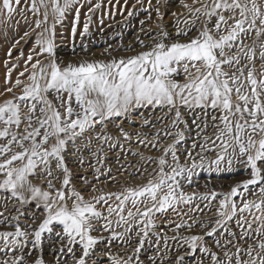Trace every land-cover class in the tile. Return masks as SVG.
<instances>
[{"label": "snow or ice", "instance_id": "snow-or-ice-1", "mask_svg": "<svg viewBox=\"0 0 264 264\" xmlns=\"http://www.w3.org/2000/svg\"><path fill=\"white\" fill-rule=\"evenodd\" d=\"M137 3L143 5V0ZM81 7V0H0V25L17 16L27 22L31 13L36 17L31 31L39 29L29 54L24 57L21 51L16 57H24L25 64L14 82L12 71L19 64L9 67L5 61V87L0 90V97H6L0 100V264H97L101 254L110 264H143L140 252L146 242L154 244L157 253L168 249L166 234L152 231L157 213L203 212L199 203L180 212L179 206L191 204L195 197L185 194L181 180L190 182L196 169L220 171L222 165L225 170L241 165L249 178L227 193L202 194L199 199L207 201L209 211L217 201L218 218L213 222L191 217L203 234L171 239L183 241L193 255L199 251L206 259L198 264H264V0L184 2L188 16L171 13L174 34L157 25V33L146 32L150 43L138 38L145 50L119 58L108 53L107 60L66 62L57 51V25L75 8V39ZM156 12L163 20L159 7ZM90 19L83 23L81 36L89 32ZM193 30L195 35L189 36ZM29 37L26 31L20 40ZM59 38L63 40V32ZM140 109L165 112L159 120L171 119V127L158 129L155 141L163 134L173 142L159 157L133 153L156 165L146 183L104 192L81 177L98 193L86 198L73 182L69 160L83 167L87 152L102 165L103 145L114 147L108 124ZM181 109L195 113L192 149L199 148L186 151L184 163L177 146L193 128ZM116 127L124 140H131L123 127ZM141 127L156 124L145 117ZM136 135L138 143L159 148L147 133ZM210 152L215 154L212 159L206 155ZM102 174L95 167L97 180ZM111 179L116 181L115 176ZM230 221L238 231L227 226ZM168 223L175 224L173 231L193 227ZM218 234L223 239H216ZM132 235L137 237L133 254L113 255L112 241L129 237L126 242L131 243ZM206 237L214 238L211 245ZM184 260L179 255L168 258L167 264ZM148 261L157 264V256H148ZM159 264L166 262L160 259Z\"/></svg>", "mask_w": 264, "mask_h": 264}, {"label": "rangeland", "instance_id": "rangeland-1", "mask_svg": "<svg viewBox=\"0 0 264 264\" xmlns=\"http://www.w3.org/2000/svg\"><path fill=\"white\" fill-rule=\"evenodd\" d=\"M184 2L191 3L192 0H160L159 3L158 0H151V5L148 4L147 0H143V5L137 3V0H81L83 7H81L79 10L80 21L77 24V34L75 39H73L71 34L75 16V8L71 9L67 14L63 25H57V42L60 44V47L57 50L58 54L66 62H75L82 59L107 60L111 58L108 53H110L111 56L117 58L120 56H133L138 52L145 50L138 43V38L144 40L145 43H150L146 36V32L149 29H151L153 34H155L159 31L157 25H161L165 27L167 31L174 34L173 22L175 18L171 15V13H183L185 17L188 16L187 9L183 7ZM97 4L100 5L99 8L96 7ZM158 7L160 13L163 14V20H161L157 15L156 9ZM89 8L92 9L91 12L88 11ZM129 12H132L133 15L130 16ZM88 17L91 18L89 22V32L84 36H81L80 33L82 32L83 23L88 20ZM35 19L36 17L29 13L27 22L17 16L14 17L12 21L0 25V90H3L5 87V75L7 72L5 61H8L9 67L19 64L18 68H13V82L19 73L24 71V57H26L30 50L35 46V31H39V29L31 31V29L34 28ZM17 21H19V23H17ZM141 21H144L143 25H141ZM49 23H51V20ZM26 31L30 32V37L20 40ZM61 32H63V40L59 38V33ZM192 35H195V30L189 33V36ZM181 39L183 38L181 37ZM16 40H20V43L15 44ZM10 50L12 52L11 57L8 56V52ZM21 51H23L24 57H21L19 60H17L16 57L19 56ZM20 78L24 79V77ZM14 91L19 94L20 90L17 88L14 89ZM4 98L6 97H0V100H3ZM181 111L183 113L184 120L187 121L188 126L193 128L191 126V120L195 113H187L183 109H181ZM164 115L165 112H162L158 109H140L131 113V115L127 118H114V122L109 123L107 126V132L113 138L111 144H114V147L110 148L108 144L103 145L106 159L103 160L102 165H96L95 159L87 152L84 153L86 160L83 167L72 165L70 164L71 160H69V166L72 168L74 173L73 182L78 188L84 190L86 198L90 195H97L98 193H92L91 186L89 184H85L87 186L86 187L79 179L84 177V174L93 175L95 167H100L103 174L99 176V180L94 181V177L92 176L88 181L91 182V184H94L97 188H102L104 192H116L124 186H135L137 184L146 183L148 173L152 172V170L156 167L155 164L151 163L147 159H142L141 157L136 156L137 159L141 160L136 163H132L131 165L127 163L128 166H121L119 161H112L108 156L112 150H119L123 153L124 150L127 151L128 149H134L135 152H141L143 153L144 157H159L163 155L162 149L166 148L173 142L172 137L164 136L160 137L159 141H155L154 135H148V140L159 143V148H157L152 147L151 144L146 145L138 143V137L136 133H140L139 128H142L141 125L143 124L145 117H147L149 120H152L156 124V127L153 129L167 130L171 127V119L160 121L159 118ZM117 124H119L120 127H123L124 130L131 135L130 141L124 140L122 134L118 132L116 127ZM180 128L183 129L184 125L181 124ZM172 131L175 133L176 129H172ZM140 134L143 135V133ZM185 136L186 139L183 144L177 146V154L179 156L181 155V163L185 162L186 151H193L194 153L199 151V148L194 150L192 149V143L195 139V131L193 130L191 133L186 132ZM199 142L200 141L197 140V143ZM93 147H95V145ZM206 155L209 159H212L215 156V154L211 152L207 153ZM168 159L169 162H171L170 156ZM197 159L199 158L197 157ZM88 161H91V167L89 166ZM108 169H111L110 173ZM145 169H147V171H145ZM120 173H124L126 177L122 180L116 178V181L119 182L113 181L111 179L112 176H116ZM247 178H249V174L241 165H234L231 169L227 170H225V167L222 165L220 171H216L215 168L196 169L191 177L190 182L188 180H181L185 194H195V197L191 204H181L179 206V210L181 213L188 212L190 207H193L195 204L199 203L200 208L203 209V212L194 210L192 212H188V215H177L175 212L169 210L164 214L157 213L154 217L157 227L152 231L159 232L161 235L166 234V236L169 238L168 249L161 248L160 253H157L155 251L154 244L147 242L145 243L144 248L152 249V253L154 252V255L157 256V264L159 263L160 259H164L167 264L168 258L175 259V257L179 255H184V264H198L202 258L206 259L199 251L193 255L190 250H188V246L183 244V241L179 239L172 240L171 237L203 234L205 230L202 229L198 223L193 224V219H191V217H195L201 221L214 222L218 218L216 215L218 203L217 201H212L210 205L211 211H209L208 208L204 207L207 201H200L199 197L202 194L210 193L213 190L217 193H227L233 186ZM37 183L39 182L37 181ZM218 199L219 196L217 197V200ZM168 221L193 224V227L190 230L181 228L177 231H173L175 224L168 223ZM227 226L232 228V230L238 231V229L235 227V224L231 221ZM117 231L122 232L123 229H117ZM135 231L136 229L133 228V232ZM104 235L107 236L108 234L104 233ZM215 238L223 239V235L218 234ZM128 239L129 237H125L124 240H113L111 244L112 254L120 255L125 258L132 255L133 250L136 247L134 244L137 243V237L132 235L130 237L131 243L126 242ZM149 239L154 241L156 237L150 233ZM213 239V237H206L209 245L212 244ZM99 247L103 248L104 245L102 244ZM141 251H144V249ZM146 258L147 256H144L142 253H140V259ZM101 261L103 264H110L108 257L102 254L98 255L97 264H100Z\"/></svg>", "mask_w": 264, "mask_h": 264}, {"label": "bare ground", "instance_id": "bare-ground-1", "mask_svg": "<svg viewBox=\"0 0 264 264\" xmlns=\"http://www.w3.org/2000/svg\"><path fill=\"white\" fill-rule=\"evenodd\" d=\"M109 19V18H108ZM109 25V24H108ZM121 29V28H120ZM110 31V30H109ZM118 31V30H117ZM120 31V30H119ZM113 33V32H112ZM188 113V112H187ZM193 118L194 116H192V120L193 121ZM194 129H195V126L191 125ZM193 129V130H194ZM158 129H153V128H149V127H143V128H139V131L140 133H147L148 135H154L155 132L157 131ZM195 131V130H194ZM155 137V136H154ZM160 137H164L163 134H161ZM114 145V144H113ZM135 152L134 149H128L127 151L124 150V152L122 153V151H119V150H112L111 153L109 154V159H111L112 161H119V163L121 164V166H128L127 163H129V165H131L132 163H136L138 161H140L141 159H137L136 155H133V153ZM181 156V155H180ZM72 165H77L76 163H74L73 161H71ZM79 167V166H78ZM130 167V166H129ZM82 169V168H81ZM128 171V170H127ZM109 175V174H108ZM89 180V178H91L92 176L94 177V175H85ZM116 178L122 180L126 177V175L124 173H120L118 175L115 176ZM82 181V184H84L83 180L82 179H79ZM93 180V179H92ZM97 180L95 177H94V181ZM79 182V181H78ZM81 183V182H79ZM86 186V185H85ZM87 187V186H86ZM215 209V208H214ZM169 217V216H168ZM137 246V243L134 244ZM143 250V249H142ZM146 250V251H145ZM151 252V253H150ZM140 253H142L144 256H147L146 259H140L143 264H149V261H148V256L150 255H154V252L152 253V249L150 248H144V251H141ZM156 256V255H155ZM158 262V260H157ZM159 264V263H158Z\"/></svg>", "mask_w": 264, "mask_h": 264}]
</instances>
